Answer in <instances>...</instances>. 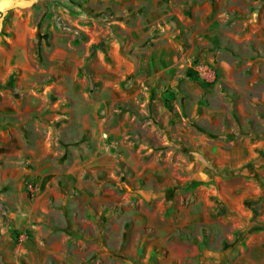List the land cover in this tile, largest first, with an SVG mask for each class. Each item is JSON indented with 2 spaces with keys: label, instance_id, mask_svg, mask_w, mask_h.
I'll return each mask as SVG.
<instances>
[{
  "label": "rangeland",
  "instance_id": "374dc122",
  "mask_svg": "<svg viewBox=\"0 0 264 264\" xmlns=\"http://www.w3.org/2000/svg\"><path fill=\"white\" fill-rule=\"evenodd\" d=\"M18 2L0 6V264L37 158L60 190L21 264H264V0Z\"/></svg>",
  "mask_w": 264,
  "mask_h": 264
},
{
  "label": "crops",
  "instance_id": "0c3cea01",
  "mask_svg": "<svg viewBox=\"0 0 264 264\" xmlns=\"http://www.w3.org/2000/svg\"><path fill=\"white\" fill-rule=\"evenodd\" d=\"M13 3H14V7H16L19 10L18 0H0V6L1 7L5 6V9H8ZM16 22H19V19H16L15 23ZM25 22H26V28L30 29L31 28L30 20H26ZM7 39L14 40V36L13 37L11 36V38L7 37ZM19 43H22L21 38L19 39ZM262 95H263L262 98L264 99V92ZM44 158H47V156H44ZM36 161H37V168L34 169L33 168L29 169L25 167L23 170H21V168L20 169L14 168L12 170L9 169L11 172H15L17 170L20 172V175L18 177L19 178L18 185L15 191L20 196L25 195L27 193L28 182L36 183V187H37V195L34 199H29L26 201V199L18 198L15 201H13V203H11L12 206H14V208L11 211V214H9L10 224L14 228H19L20 231L22 232L19 237L20 244H18L17 250L16 248L12 249L14 244L13 240L9 242L5 240V244H3L2 246L5 252L7 251L12 255L14 254L16 264H21V261L18 260L16 254L27 253L29 250L30 243L33 242L35 239H38V241L40 240L39 233L43 229V227L45 228V224L36 222V218H38L40 221L42 220L44 213H46L48 210L47 207H48V201L50 195L58 194L60 190L58 184H53L56 176L58 175V172L43 168L44 163H42L39 158H37ZM0 170L3 171V173L5 172L8 173L7 171L8 169H6V167H2L0 168ZM1 210H2V206H0V212ZM2 233H5L7 237H12L13 234L8 229L2 230Z\"/></svg>",
  "mask_w": 264,
  "mask_h": 264
},
{
  "label": "trees",
  "instance_id": "16d2710c",
  "mask_svg": "<svg viewBox=\"0 0 264 264\" xmlns=\"http://www.w3.org/2000/svg\"><path fill=\"white\" fill-rule=\"evenodd\" d=\"M186 75H187V77H192L193 75L190 73V70L189 71H187V73H186ZM1 87H11V88H13V86L12 85H10L9 83H7L6 85H0ZM1 206H2V210H3V212H6L8 209L1 203L0 204Z\"/></svg>",
  "mask_w": 264,
  "mask_h": 264
}]
</instances>
